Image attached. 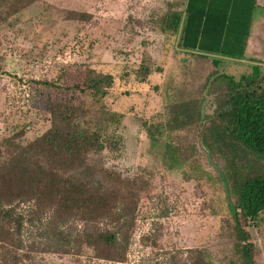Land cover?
Masks as SVG:
<instances>
[{
	"label": "rangeland",
	"instance_id": "374dc122",
	"mask_svg": "<svg viewBox=\"0 0 264 264\" xmlns=\"http://www.w3.org/2000/svg\"><path fill=\"white\" fill-rule=\"evenodd\" d=\"M185 3L0 0V166L19 152L18 143L27 144L49 128L51 101L70 98L60 87L40 82L74 83L91 67L113 75L105 105L123 115L117 131L120 149L104 152V163L135 184L133 209L122 230L125 244L129 242L125 261L78 245L76 235L84 222L65 219L67 247L37 249L31 264H241V241L222 169L205 150L202 132L205 117L220 101L221 86L214 85L213 75L239 79L256 65L264 67V0H258L243 58H223L219 64L212 56L181 49L180 32L160 29L158 20L171 10H183ZM143 66L152 68L144 79ZM184 100H197L202 118L162 138L169 134L177 142L180 135L196 152L171 168L163 162V151L152 146L149 129L158 135L173 116V103ZM30 209L27 216L42 221L29 225V237L42 240L41 247L54 242L47 233L49 215L42 216L41 207ZM246 229L255 245V263L264 264V213Z\"/></svg>",
	"mask_w": 264,
	"mask_h": 264
},
{
	"label": "trees",
	"instance_id": "16d2710c",
	"mask_svg": "<svg viewBox=\"0 0 264 264\" xmlns=\"http://www.w3.org/2000/svg\"><path fill=\"white\" fill-rule=\"evenodd\" d=\"M257 6L258 0H186L183 10L169 11L158 25L167 33L180 32L181 49L212 56L219 64L223 58H243ZM151 71L143 66L141 77ZM213 81L221 86L216 85L220 101L203 121L202 141L222 169L220 178L241 241V264H256L255 245L246 227L264 213V67L256 65L239 79L213 75ZM113 82L112 74L91 67L74 83L40 82L71 94L50 102L49 128L27 144L18 143L19 152L0 166V264H31L37 249H65L70 241L65 219L84 222L76 235L78 245L97 250L100 257L125 261L129 242L125 244L128 239L122 230L133 209L135 184L126 183L103 160L104 152H116L121 146L117 131L123 115L105 105ZM171 109L167 126L159 128L158 135L151 128L149 134L152 146L163 151L164 164L173 168L194 155L195 146H187L180 135L177 142L169 134L163 139L164 133L202 117L197 100L173 103ZM27 205L41 207L42 216L49 215L47 233L56 238L54 242L41 247L42 240L29 237L26 229L42 218L28 217Z\"/></svg>",
	"mask_w": 264,
	"mask_h": 264
}]
</instances>
